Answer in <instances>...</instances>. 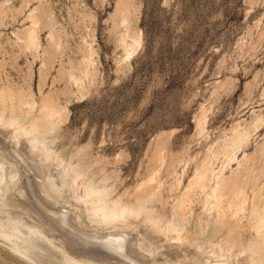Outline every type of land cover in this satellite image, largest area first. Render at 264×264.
Returning a JSON list of instances; mask_svg holds the SVG:
<instances>
[{
  "label": "rangeland",
  "instance_id": "374dc122",
  "mask_svg": "<svg viewBox=\"0 0 264 264\" xmlns=\"http://www.w3.org/2000/svg\"><path fill=\"white\" fill-rule=\"evenodd\" d=\"M5 159L0 264H264V0H0Z\"/></svg>",
  "mask_w": 264,
  "mask_h": 264
},
{
  "label": "water",
  "instance_id": "95a60500",
  "mask_svg": "<svg viewBox=\"0 0 264 264\" xmlns=\"http://www.w3.org/2000/svg\"><path fill=\"white\" fill-rule=\"evenodd\" d=\"M5 163L9 164L10 165V168H11V176L14 175V179L13 180H8L6 182V184L4 185V188L0 189V202L2 200V197L4 196V198L8 195L9 198L16 203V200H21L26 202V203H29V199H27V196L24 195V193L22 192V190L20 189L21 187V176H20V171H19V168H17V166L15 165V163L13 161H11L10 159H5ZM30 168H28L29 170ZM53 192L54 191H57L56 189H51ZM6 195V196H5ZM53 200L52 204L56 205V204H59V199L62 200V197L61 195L59 194V192L56 194V196H50ZM24 203V204H26ZM27 205V204H26ZM26 205L23 206V204H21L20 206L21 207H25ZM27 206H30V205H27ZM27 208H30L31 211H29L28 213H26L25 216L23 217H29L30 214L34 215V216H37L39 219L41 220H44V217L42 215H40L39 213V209H37L36 207H27ZM1 214V213H0ZM77 216H74L75 219ZM73 218V219H74ZM14 220V219H12ZM46 220V219H45ZM75 221H78V220H75ZM46 225V227H45ZM56 225H57V220H56ZM55 225V226H56ZM51 225H48V223H45L44 221V227L49 230V231H54V229H52L50 227ZM58 226V225H57ZM3 227H6V228H9V229H12L13 233L10 234V235H7V234H3L1 231H0V235H4L5 238L9 239V240H12L13 238H17L18 235L20 233H27V234H30V233H35V232H40L38 229L32 227V226H26L24 225L23 221H22V217L21 219H16L14 221H10V222H4V221H1L0 222V228H3ZM55 230H56V227H55ZM14 248L16 250H22L24 249V252L28 255H33V257L37 258V257H40L41 255L43 256H46L47 259L45 260L46 261V264H64V263H69V264H91V263H88V262H75L67 257H64L62 254L59 255V254H43V253H40L39 251H29V250H26L27 248L22 245V244H15L14 245ZM106 250V248L104 249ZM107 254H114V251L112 248H107Z\"/></svg>",
  "mask_w": 264,
  "mask_h": 264
},
{
  "label": "bare ground",
  "instance_id": "6f19581e",
  "mask_svg": "<svg viewBox=\"0 0 264 264\" xmlns=\"http://www.w3.org/2000/svg\"><path fill=\"white\" fill-rule=\"evenodd\" d=\"M24 171V170H23ZM23 185V184H22ZM27 187V186H26ZM28 190V189H27ZM30 197V196H29ZM38 199V198H37ZM32 200V199H31ZM38 208V207H37ZM43 211V210H42ZM1 212V211H0ZM48 217V216H47ZM51 221V220H50ZM73 221V220H72ZM54 223V222H53ZM64 228V227H63ZM65 229V228H64Z\"/></svg>",
  "mask_w": 264,
  "mask_h": 264
}]
</instances>
